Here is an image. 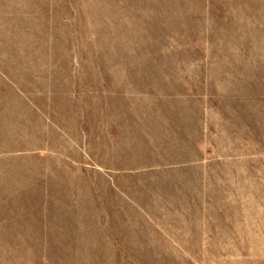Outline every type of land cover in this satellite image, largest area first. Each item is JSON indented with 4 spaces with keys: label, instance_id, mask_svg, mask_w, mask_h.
<instances>
[{
    "label": "rangeland",
    "instance_id": "obj_1",
    "mask_svg": "<svg viewBox=\"0 0 264 264\" xmlns=\"http://www.w3.org/2000/svg\"><path fill=\"white\" fill-rule=\"evenodd\" d=\"M0 264H264V0H0Z\"/></svg>",
    "mask_w": 264,
    "mask_h": 264
}]
</instances>
